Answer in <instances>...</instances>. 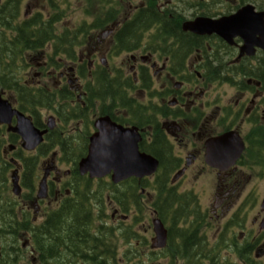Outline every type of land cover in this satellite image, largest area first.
I'll list each match as a JSON object with an SVG mask.
<instances>
[{
    "label": "flooded vegetation",
    "instance_id": "obj_1",
    "mask_svg": "<svg viewBox=\"0 0 264 264\" xmlns=\"http://www.w3.org/2000/svg\"><path fill=\"white\" fill-rule=\"evenodd\" d=\"M83 8L81 27H63L75 44L68 48L72 58L56 56L51 66L48 48L17 77L18 84L28 85L0 90L10 108L9 118L0 122V210L6 202L8 222L1 234L15 238L7 242L10 250L0 264H44L39 240L49 238L55 249L50 264H86L89 235L99 236L97 230L89 229L82 208V232L64 239L57 229L64 223L59 212L64 206H85V199L102 189L114 196L113 202L107 198L111 223L107 214L94 217L114 232L110 264H235L241 249L242 264L263 260L264 228L255 230L262 213L251 219L250 229L246 217L238 233L230 226L221 229L231 218L233 224L242 218L234 211L249 200L241 174L256 169L264 174V0H88ZM242 10L245 38L229 27L198 34L187 28ZM143 11L156 16L147 23L145 17L135 21ZM171 21L183 36L169 32ZM131 23L133 28L122 33ZM24 88L49 92L54 105L23 106L15 94ZM122 132L131 140L140 138L137 148L157 159L156 173L117 182L112 172L103 178L80 173L78 162L89 154L94 134L103 135L96 149L98 144L109 148L110 137ZM226 133L238 136L243 150L231 166L211 168L207 144ZM60 139L67 140V149ZM216 150L213 145L212 153ZM198 174L214 177L212 184L203 179L199 188L189 185ZM51 214L54 228L44 230ZM155 220L166 230L163 247L156 246ZM192 237L196 241L190 240L188 252L184 242ZM98 238L107 242L106 236ZM75 243L88 248L75 250ZM95 257L106 260L105 253Z\"/></svg>",
    "mask_w": 264,
    "mask_h": 264
},
{
    "label": "trees",
    "instance_id": "obj_2",
    "mask_svg": "<svg viewBox=\"0 0 264 264\" xmlns=\"http://www.w3.org/2000/svg\"><path fill=\"white\" fill-rule=\"evenodd\" d=\"M52 5V9L55 10L53 14H51L48 18L45 19L41 13H35L31 19L23 20L21 22H17V8L15 6V2H10V8H0V90H6L9 87H14L18 85H28L25 84L23 80L18 81L17 77L26 71V67L31 65L34 62V59L42 58L43 54L46 53V50L50 48V53L47 55V60L51 66H54L53 60H55L56 56L66 55V57L72 58V55L68 52V48L71 46L75 47L72 41H69L68 29L59 30L55 25L63 19L62 12L64 9L60 10L57 5L50 3ZM6 7V6H5ZM15 8V9H14ZM151 15L156 16L155 13H149L147 11L140 12L138 18L135 21H141L143 17H145V23L150 22L152 20ZM6 25V27L4 26ZM133 23L129 25H125L122 33L129 32L131 27L133 28ZM169 32L173 35L174 33H178L181 36L182 33L179 30L178 24L176 22L171 21L168 25ZM8 32H10V40L7 41ZM21 41V42H20ZM52 52V53H51ZM24 87V86H23ZM15 96H17L18 100L23 104V106L29 108H49L51 109L54 105V98H52V94L49 92H38L35 88H24L23 90L18 91ZM82 109V108H81ZM80 120H83L82 112L80 114ZM59 142H63L60 144L63 148L67 149V140L60 139ZM70 155V154H69ZM67 158V157H64ZM69 159L71 157H68ZM71 160V159H70ZM74 160H79L78 158H74ZM76 165V164H75ZM31 174L29 170L25 171L24 181L27 183V176ZM23 181V185L25 186ZM0 181V190L2 191V187ZM92 190V186L90 184L86 187V191ZM93 197L92 195L85 199V206L78 207L77 205L64 206L63 210L59 213L61 214L62 223L61 226H58V234L66 239L70 237L73 233H75L78 229L82 227L79 213H85L89 216V229H96L99 236L90 234L89 235V245H90V256L86 260V264H110L109 258L113 256L114 251L112 249L113 242V230L112 227H104L100 224L95 218L91 208V204L86 201L88 198ZM100 205V209L103 211L101 206L100 197L97 199ZM7 206L6 202L1 205L0 210V234L6 229V225L8 222H4V212L3 209ZM85 209V212L82 211ZM59 214V215H60ZM103 214V212H102ZM101 214V215H102ZM46 221V225L44 226V230H50L54 228L51 227V216ZM99 215V213L97 214ZM99 215V216H101ZM97 218V217H96ZM7 221V219L5 218ZM54 230V229H53ZM82 232V230H80ZM106 236L105 243L100 242L98 237L102 239ZM49 238V236H48ZM40 239V238H39ZM49 239H40L39 244L42 251V257L44 258L42 263L50 264V256L51 252L54 254L55 249H53V244ZM15 238H9L5 235H0V260H4L6 253L10 250L8 248V243ZM48 240V241H47ZM190 240L196 241V238L186 239L184 245L186 247V251L190 252L192 245ZM8 242V243H7ZM15 247V246H14ZM79 247L88 248V245L83 243V245H78L75 243L74 248L77 250ZM57 250V248H56ZM15 252V249L13 250ZM105 253L106 260H100L95 255H99ZM52 254V255H53ZM68 254V253H67ZM61 255V254H60ZM65 256V255H64ZM9 259V258H8ZM8 259L5 261L7 263Z\"/></svg>",
    "mask_w": 264,
    "mask_h": 264
},
{
    "label": "water",
    "instance_id": "obj_3",
    "mask_svg": "<svg viewBox=\"0 0 264 264\" xmlns=\"http://www.w3.org/2000/svg\"><path fill=\"white\" fill-rule=\"evenodd\" d=\"M245 10H242L238 14L230 18H224L216 22H207L205 20H199L196 24L191 25L190 29L197 33L205 32H220L223 27H229L234 29L237 33H240L242 37H247V28L244 20ZM205 21V22H204ZM260 46L264 47V40L260 41ZM6 101H3L0 98V122H5L9 118V106L6 105ZM96 138L92 139L90 146L89 155L86 158H83L79 162V168L81 173L89 172L90 176H103L106 173L113 171L112 178L114 181L126 178L128 176H142L148 175L156 170L157 162L152 158H148L143 154H140L137 151V137L132 140L128 137L117 136V138L112 135L111 143H107L108 147H105L103 144H98L97 148H94V144L99 139V142H102L103 135L98 134ZM231 135H228L229 137ZM40 140V137H35L33 145L37 144ZM229 147L227 149L217 147L216 152L211 154V147L208 150L206 159L208 163L213 166L221 167L217 158L222 156V154H227L228 158L225 161V164L231 163L240 153L242 149L241 142L238 139H228ZM130 142V143H128ZM32 145V146H33ZM31 146V147H32ZM30 147V148H31ZM219 159V158H218ZM264 207V201L262 203ZM264 223V221H263ZM262 223V224H263ZM155 233L157 243L156 245L162 247L165 242V231L162 224L159 221H155Z\"/></svg>",
    "mask_w": 264,
    "mask_h": 264
},
{
    "label": "rangeland",
    "instance_id": "obj_4",
    "mask_svg": "<svg viewBox=\"0 0 264 264\" xmlns=\"http://www.w3.org/2000/svg\"><path fill=\"white\" fill-rule=\"evenodd\" d=\"M27 4L33 10H42V11L47 10V6H46L47 0H23L22 1L23 8ZM87 4L88 3L83 0H67V2L66 0L64 1L62 0L60 7L64 9L62 12V15L65 14V18H64L65 22L61 23L60 26L62 27H68L71 25L75 26V24L80 23L83 19L82 8L86 6ZM96 12L99 13V10L97 9ZM33 72H36L35 68H33V70L31 71V73ZM49 81L50 80L44 79L43 84H46L48 87H51L52 85L51 83H49ZM203 179H205L203 175L198 174L196 175L194 182L192 184L189 183V185H193L194 187L196 186V188H199L200 184L204 181ZM205 180L209 184H212L214 177H210ZM240 181L243 183V186H244V189H242L244 192V196L249 195V200L244 205V208L247 207L246 212H244V217H246V219L248 218V229H250L251 219L258 217L259 212L262 213V210L259 207V203L262 197L264 196V174L262 175V172L257 169L255 171L242 173ZM245 199H246V196H245ZM142 201L145 204V196L142 197ZM202 201L207 203V201L204 198H202ZM107 212L110 214L112 212V209H107ZM142 212L144 213L145 210H143ZM108 222L111 223L109 219H108ZM258 228H259V224H257V226L255 227V230L257 231ZM234 260L235 262H238V259L236 257L234 258ZM259 263L264 264V259L259 261ZM20 264H24V263L22 262Z\"/></svg>",
    "mask_w": 264,
    "mask_h": 264
},
{
    "label": "bare ground",
    "instance_id": "obj_5",
    "mask_svg": "<svg viewBox=\"0 0 264 264\" xmlns=\"http://www.w3.org/2000/svg\"><path fill=\"white\" fill-rule=\"evenodd\" d=\"M21 42V41H20Z\"/></svg>",
    "mask_w": 264,
    "mask_h": 264
}]
</instances>
